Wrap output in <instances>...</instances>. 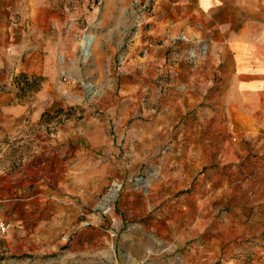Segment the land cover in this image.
Masks as SVG:
<instances>
[{
    "label": "rangeland",
    "instance_id": "rangeland-1",
    "mask_svg": "<svg viewBox=\"0 0 264 264\" xmlns=\"http://www.w3.org/2000/svg\"><path fill=\"white\" fill-rule=\"evenodd\" d=\"M6 1L0 264H264V136L202 85L177 98L170 37L144 36L153 1Z\"/></svg>",
    "mask_w": 264,
    "mask_h": 264
},
{
    "label": "crops",
    "instance_id": "crops-1",
    "mask_svg": "<svg viewBox=\"0 0 264 264\" xmlns=\"http://www.w3.org/2000/svg\"><path fill=\"white\" fill-rule=\"evenodd\" d=\"M46 1L28 0L32 4ZM152 1L151 12L144 15L150 22L144 36L170 37L176 59L172 69L177 98L181 100L186 93L189 99L197 100L196 91L189 86L202 85V94L207 93L208 100H218V109L235 127L252 134L261 143L264 136V0ZM40 18L44 19L45 14L34 11L32 20ZM181 36L186 40H180ZM191 52L201 55L191 58ZM212 86L218 88L217 91L213 88V96ZM191 92L196 97L191 98ZM23 111L22 107L14 106L4 108L2 113L3 117L14 120L20 119ZM55 133L62 137L64 126H58ZM56 155L60 156L58 152ZM11 179L8 174L1 177L0 190ZM47 183L37 180L31 188L43 196L49 189ZM11 188L18 190L13 185Z\"/></svg>",
    "mask_w": 264,
    "mask_h": 264
},
{
    "label": "built area",
    "instance_id": "built-area-1",
    "mask_svg": "<svg viewBox=\"0 0 264 264\" xmlns=\"http://www.w3.org/2000/svg\"><path fill=\"white\" fill-rule=\"evenodd\" d=\"M151 3H152V0H144L141 4V8L146 10V11H149V9L151 7ZM180 39L186 40L185 36H181ZM190 55L195 57L196 53L193 52ZM10 230H11L10 223L0 218V236H4V235L8 234L10 232Z\"/></svg>",
    "mask_w": 264,
    "mask_h": 264
}]
</instances>
